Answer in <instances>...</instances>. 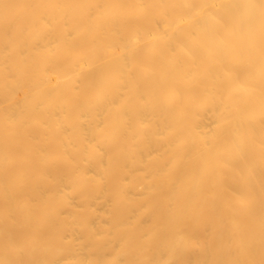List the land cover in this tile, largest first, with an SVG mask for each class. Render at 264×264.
Segmentation results:
<instances>
[{
  "label": "bare ground",
  "instance_id": "bare-ground-1",
  "mask_svg": "<svg viewBox=\"0 0 264 264\" xmlns=\"http://www.w3.org/2000/svg\"><path fill=\"white\" fill-rule=\"evenodd\" d=\"M0 264H264V0H0Z\"/></svg>",
  "mask_w": 264,
  "mask_h": 264
}]
</instances>
